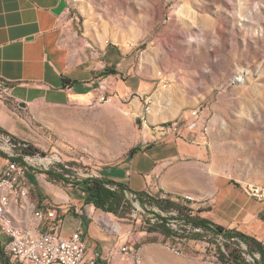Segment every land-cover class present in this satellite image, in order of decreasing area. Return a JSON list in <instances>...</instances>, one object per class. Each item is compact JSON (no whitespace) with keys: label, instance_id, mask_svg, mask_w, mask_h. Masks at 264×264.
Masks as SVG:
<instances>
[{"label":"crops","instance_id":"0c3cea01","mask_svg":"<svg viewBox=\"0 0 264 264\" xmlns=\"http://www.w3.org/2000/svg\"><path fill=\"white\" fill-rule=\"evenodd\" d=\"M60 1L0 0V80L11 84V99L0 98V129L44 149L55 134L58 140L51 145L57 151L61 139L88 144L91 127L85 115L102 104L101 95L117 93L116 98L129 103L127 110L138 112L143 103L129 99L152 86L133 68L124 78L129 57L121 38L110 37L103 21L78 18L81 11L73 8L75 0H67L68 8L57 15L53 9ZM166 118L153 109L152 121L172 120ZM142 136L143 144L123 147L101 168L100 177L151 197L189 195L194 214L264 243V199L247 193L230 158L194 142L201 134L186 125L178 134L147 130ZM135 146L141 149L130 154ZM28 176L27 195L12 197L9 215L15 225L39 233L49 230L59 215L58 232L69 237L81 230L89 253L103 252L108 264H198L183 258V250H173L170 237L161 231L147 230L134 218L117 222L113 212L86 201L85 182L59 187ZM30 189L37 191V199L30 197ZM39 208H55L41 225L34 214ZM4 241L0 231V242Z\"/></svg>","mask_w":264,"mask_h":264},{"label":"rangeland","instance_id":"374dc122","mask_svg":"<svg viewBox=\"0 0 264 264\" xmlns=\"http://www.w3.org/2000/svg\"><path fill=\"white\" fill-rule=\"evenodd\" d=\"M72 3L75 10L81 11L78 18L101 20L110 37L121 38L130 63L124 78L131 76L133 68L142 80L152 85L150 90L132 95L129 102L137 98L143 103L145 96L152 95L148 119L153 123H159L151 120L154 108L167 115L166 119H176L189 116L192 109L200 107L204 121L209 124L207 143H202V136L192 140L209 151H218L221 158H230L239 181L264 188V0H75ZM125 104L129 103L115 97L86 113L91 127L88 144L61 139L60 149L53 150L51 141L58 140L55 134L48 149L29 142L39 155L53 157L52 164L46 168L35 164L38 157L30 155L24 160L23 156L22 161L28 165V181L30 173L37 182L47 180L59 187H70L69 183L100 177L101 168L123 147L143 144L142 135L149 130L139 116L143 105L140 111L131 112ZM136 134L139 137L133 140ZM2 152L10 158L18 156L16 148L3 144L0 138ZM4 163L6 159L0 156V165ZM29 192L33 200L38 198L37 191ZM133 212L132 200L126 195L113 219L136 220ZM169 237L170 245L178 241L172 234ZM207 240L210 246L205 255L198 245L185 240L182 257L198 264H219L207 257L215 249L220 252V244L212 235H207ZM233 248L237 247L230 244L226 249ZM221 260L222 264L230 262Z\"/></svg>","mask_w":264,"mask_h":264},{"label":"built area","instance_id":"2783aa9c","mask_svg":"<svg viewBox=\"0 0 264 264\" xmlns=\"http://www.w3.org/2000/svg\"><path fill=\"white\" fill-rule=\"evenodd\" d=\"M166 86V83L163 84ZM117 93L110 95L103 94L99 102H109ZM0 98L9 101L11 99V84L7 81L0 80ZM143 110L139 114L141 123L150 131L181 133L186 127L192 131L199 130L203 144L207 143L206 135L209 131V124L203 119V109L195 107L190 111L189 118H176L168 120L163 126H149L148 115L153 105V96L147 95L143 98ZM1 142L8 147L13 146L9 135L1 134ZM14 155V154H13ZM38 157L35 164L43 165L46 168L52 164V155ZM30 158L25 155L24 160ZM27 163L11 160L6 158V163L0 165V231L5 237L4 242H0V264H108V258L103 252L95 251L90 254L88 244L81 230H77L69 237H65L58 232L61 226V218L55 215L51 228L39 233H34L19 226V230H9L6 225V217H10L9 209L12 205L13 195L26 196L28 193ZM245 190L250 195L264 199V188L253 182H246ZM126 195L131 198L134 205L133 216L141 222V225L147 229H152L157 224H165L173 230L175 243L183 244L188 240L200 247L207 249L210 246L207 238H193L194 232L203 231L201 227L193 226L192 222L185 215L179 213L176 209H163L158 204L151 201V196L145 195L143 199L130 190H125ZM55 208L44 210L36 209L34 214L40 225L44 224L46 219L54 215ZM22 232H30V245L22 244ZM221 250L228 255L225 242L234 241L236 247L240 250L242 258L248 264H258L261 259L259 251L251 250L249 244L239 237L225 239L222 235L217 237ZM127 246L124 245L122 250L125 251ZM213 251H217L216 249Z\"/></svg>","mask_w":264,"mask_h":264},{"label":"trees","instance_id":"16d2710c","mask_svg":"<svg viewBox=\"0 0 264 264\" xmlns=\"http://www.w3.org/2000/svg\"><path fill=\"white\" fill-rule=\"evenodd\" d=\"M1 134L9 135L11 138V142L13 147L16 148V152L18 154L17 157L13 156L12 158L9 157L7 153H0V156L5 158L19 161L22 163H26L22 161V157L25 155H37L36 153L38 149L34 147L31 143L27 141H22L14 135H11L9 132L0 129V136ZM141 149L140 146H135L130 151V154H133L137 150ZM51 173V172H49ZM64 178V177H61ZM86 183L85 190L87 191L86 201L93 202L97 207L102 208L105 211L118 213L120 207L123 206L124 199L126 198L125 190H130L131 192L135 193L138 198L143 199L146 195L145 192L142 191H133L129 188L128 185L117 182L115 180L107 179L104 177H91L90 179L84 181ZM185 196H178L174 197L172 195H162L152 197L151 201L153 203L158 204L163 209H176L179 213L185 215L187 218L190 219L193 226L201 227L203 231L194 232L192 234L193 238H207V235H212L215 240L219 235H222L225 239H230L231 237H239L244 239L248 242L249 247L251 250L259 251L261 254V259L258 261V264H264V243L258 240L256 237L248 235L242 231L237 229H230L223 225L217 224L211 221L208 218L202 217L199 214H194L193 209L189 205V201ZM180 201H185L186 204L180 203ZM152 229L159 230L164 233L167 237L172 234V237L175 238V234L173 230L166 226L165 224H157ZM230 244L236 246L234 241H226L225 246L228 248ZM176 244L170 245L175 246ZM237 248H233L228 251V255L224 253L221 248L220 252L212 251L210 256L214 260H216L219 264H222V260L230 261L228 264H248L243 258L241 254L237 253ZM205 254H208L207 249H203ZM239 251V250H238Z\"/></svg>","mask_w":264,"mask_h":264},{"label":"bare ground","instance_id":"6f19581e","mask_svg":"<svg viewBox=\"0 0 264 264\" xmlns=\"http://www.w3.org/2000/svg\"><path fill=\"white\" fill-rule=\"evenodd\" d=\"M242 79V77H240ZM149 126H163L164 123H167V121H164L162 123H150L148 119ZM188 199H191L189 195L186 196ZM6 225L8 226L9 230H19V226L15 225L13 221L10 219V217H6ZM22 244L23 245H30V235L26 234L25 232H22ZM173 250L180 252L183 250V244H177L175 246H170Z\"/></svg>","mask_w":264,"mask_h":264},{"label":"water","instance_id":"95a60500","mask_svg":"<svg viewBox=\"0 0 264 264\" xmlns=\"http://www.w3.org/2000/svg\"><path fill=\"white\" fill-rule=\"evenodd\" d=\"M68 8V1L61 0L59 4L53 9V12L57 15L62 14Z\"/></svg>","mask_w":264,"mask_h":264}]
</instances>
